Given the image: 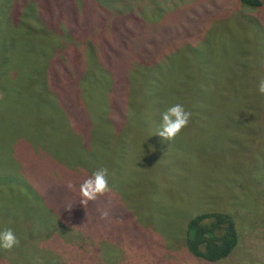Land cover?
<instances>
[{
  "label": "rangeland",
  "instance_id": "1",
  "mask_svg": "<svg viewBox=\"0 0 264 264\" xmlns=\"http://www.w3.org/2000/svg\"><path fill=\"white\" fill-rule=\"evenodd\" d=\"M11 1L0 9V231L19 243L0 247V264H264V1ZM26 9L67 38L42 68L11 36ZM176 103L189 123L163 141L161 113ZM100 168L111 191L83 206L79 185ZM211 211L231 218L237 242L208 262L184 238L186 221ZM51 213L61 220L35 248L23 234Z\"/></svg>",
  "mask_w": 264,
  "mask_h": 264
},
{
  "label": "trees",
  "instance_id": "2",
  "mask_svg": "<svg viewBox=\"0 0 264 264\" xmlns=\"http://www.w3.org/2000/svg\"><path fill=\"white\" fill-rule=\"evenodd\" d=\"M0 1H2L0 3V9H7L13 2L11 0ZM238 1L249 7H259L264 0ZM26 17H29L28 9L20 12L17 17L18 24L13 27L11 36L14 41H21L27 44L26 46H20L18 48L24 57L31 62L43 60L41 64L42 68L46 60H50V58L56 55L59 56V54L62 55L63 52L58 50L64 47L67 38L56 32L47 31V33H44L43 28L46 29V27L43 26L42 23L36 20V18L30 20ZM45 42H48L50 45L47 47L49 49L46 53L43 50L44 48L41 47L43 45L42 43ZM53 45L55 46L52 47ZM41 92H45V89L40 87L38 89H27V101L30 105H33L35 100L37 103ZM2 93L4 95V90H2ZM27 195L30 196L32 194L28 193ZM53 217L56 218L55 213H51L48 217L41 214L36 224L31 220L29 223V230L24 232L23 239L28 238V241H39L35 245V248H37L43 238L40 234L47 230L50 225L49 222ZM56 219L61 220L59 218ZM34 224L38 226V228L34 229V232H32L31 226ZM185 227L184 244L186 248L193 255L199 256L208 262H213L227 256L237 242V234L233 221L224 213L211 211L195 214L186 221Z\"/></svg>",
  "mask_w": 264,
  "mask_h": 264
},
{
  "label": "clouds",
  "instance_id": "3",
  "mask_svg": "<svg viewBox=\"0 0 264 264\" xmlns=\"http://www.w3.org/2000/svg\"><path fill=\"white\" fill-rule=\"evenodd\" d=\"M257 90L261 94H264V80L259 83ZM190 116L191 113L186 111L184 106L180 103L168 107L161 113V124L155 134L161 137L163 141L174 139L181 130L188 125ZM67 186L69 188L73 187L71 182H69ZM110 191L108 170L106 168L97 169L80 183L78 191L80 197L79 203L85 206L89 201H94ZM70 207L71 205L69 208ZM106 216L107 212H101V218ZM18 243L19 241L16 235L10 228L0 231V247L11 249L13 246L18 245Z\"/></svg>",
  "mask_w": 264,
  "mask_h": 264
}]
</instances>
